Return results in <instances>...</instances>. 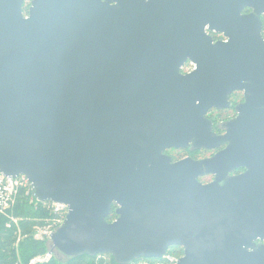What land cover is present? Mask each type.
Returning <instances> with one entry per match:
<instances>
[{"label": "water", "instance_id": "95a60500", "mask_svg": "<svg viewBox=\"0 0 264 264\" xmlns=\"http://www.w3.org/2000/svg\"><path fill=\"white\" fill-rule=\"evenodd\" d=\"M23 3L0 0V174L67 206L50 252L131 264L176 246V264H264V0H31L26 16ZM235 91L217 136L205 115Z\"/></svg>", "mask_w": 264, "mask_h": 264}, {"label": "trees", "instance_id": "16d2710c", "mask_svg": "<svg viewBox=\"0 0 264 264\" xmlns=\"http://www.w3.org/2000/svg\"><path fill=\"white\" fill-rule=\"evenodd\" d=\"M27 8L28 6L23 7L24 14L27 13ZM115 209L116 206L113 205L108 222L116 218ZM10 217L17 223L11 221ZM56 218L49 202L39 203L31 194L18 190L6 213L0 215V264H31L32 261L34 264H119L107 254L58 260L55 250L50 252V240L36 237L40 227L51 224ZM182 255V248L173 246L167 249L163 259L140 258L131 264H172L170 259H177Z\"/></svg>", "mask_w": 264, "mask_h": 264}, {"label": "flooded vegetation", "instance_id": "af4514ba", "mask_svg": "<svg viewBox=\"0 0 264 264\" xmlns=\"http://www.w3.org/2000/svg\"><path fill=\"white\" fill-rule=\"evenodd\" d=\"M251 11H252L251 9L245 8L242 11V15H247ZM24 15L26 16L27 13L24 14ZM259 20L262 23L261 36H262V38H264V15L260 16L259 17ZM206 32L212 38L213 42L226 41V38H224L222 34H219V33H216V32H208V31H206ZM187 65L190 66L188 69H186ZM194 69H195V65L194 64L186 63L182 67V69L180 70V72H181V74H187V73L192 72ZM227 101H228V104H229L228 107L222 108L220 110L211 109L205 115V118L211 122L212 132L215 135H217V136L223 135L225 133V130H226V124L229 123V122H231L237 116V107L241 103L244 102L243 92H241V91H235V92L231 93L228 96ZM226 146H227V143L224 144V145H222L221 147L215 148L213 150H205V149H195V148L192 147V145H190L187 149H168V150H166L164 152V154L167 155L168 157H170V159H171L172 162H178V161L183 160V159H186V158H189L191 160L196 161V160H202V159L211 158L216 153H218L219 151L223 150ZM183 152H184L185 155H182ZM189 153H192L193 154L192 155L193 157H190L191 155ZM205 154H206V156H203ZM244 171H245L244 168L237 169L234 172L229 173V176H237V175L243 173ZM207 177L210 178V181L208 183L212 182L214 180V178H215L213 175H206L205 177L204 176L199 177L198 178V181L200 183H202V181L205 178H207ZM202 184H207V183H202ZM116 218H117V216H116ZM165 257H166V255L163 258H165ZM163 258H160V259H163ZM180 258H177V261Z\"/></svg>", "mask_w": 264, "mask_h": 264}, {"label": "built area", "instance_id": "2783aa9c", "mask_svg": "<svg viewBox=\"0 0 264 264\" xmlns=\"http://www.w3.org/2000/svg\"><path fill=\"white\" fill-rule=\"evenodd\" d=\"M18 190L31 194V184L24 176L6 177L0 174V215L6 213ZM49 205L57 215V218L53 220L51 224L42 226L38 229L36 237L39 239L50 240L51 234L61 226L68 211L67 206L63 204L49 201ZM9 219L17 223L15 219L11 217ZM176 261L177 259H170L172 264H176ZM31 264H34V261H32Z\"/></svg>", "mask_w": 264, "mask_h": 264}, {"label": "rangeland", "instance_id": "374dc122", "mask_svg": "<svg viewBox=\"0 0 264 264\" xmlns=\"http://www.w3.org/2000/svg\"><path fill=\"white\" fill-rule=\"evenodd\" d=\"M30 2L31 1H28V0H24V3H23V6H22V8L24 7V6H30ZM190 66H188L187 65V67H186V69H188ZM172 154V153H171ZM180 154V153H179ZM191 156L190 157H193L192 155V153H189ZM182 155H185L184 154V152L182 153ZM203 156H206V154L205 155H203ZM200 158V157H199ZM205 177V176H204ZM210 181V178H205L203 181H202V183H208ZM54 254H55V256H56V258L58 259V260H60V261H63V260H65L66 259V256L65 255H63V254H61L60 252H57L56 250L54 251Z\"/></svg>", "mask_w": 264, "mask_h": 264}, {"label": "bare ground", "instance_id": "6f19581e", "mask_svg": "<svg viewBox=\"0 0 264 264\" xmlns=\"http://www.w3.org/2000/svg\"><path fill=\"white\" fill-rule=\"evenodd\" d=\"M182 257V256H181Z\"/></svg>", "mask_w": 264, "mask_h": 264}]
</instances>
